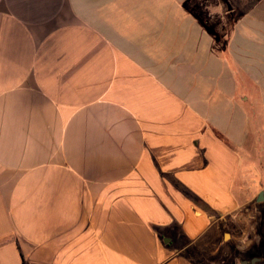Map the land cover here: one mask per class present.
Listing matches in <instances>:
<instances>
[{"label": "crops", "instance_id": "0c3cea01", "mask_svg": "<svg viewBox=\"0 0 264 264\" xmlns=\"http://www.w3.org/2000/svg\"><path fill=\"white\" fill-rule=\"evenodd\" d=\"M263 174L259 0H0V264H195Z\"/></svg>", "mask_w": 264, "mask_h": 264}, {"label": "rangeland", "instance_id": "374dc122", "mask_svg": "<svg viewBox=\"0 0 264 264\" xmlns=\"http://www.w3.org/2000/svg\"><path fill=\"white\" fill-rule=\"evenodd\" d=\"M264 7V0H259ZM256 174L254 177L256 178ZM264 176V174H263ZM263 189H257L253 200L228 219L227 226L202 238L201 251L187 249L195 264H238L252 256L262 257L264 264V200L258 197Z\"/></svg>", "mask_w": 264, "mask_h": 264}, {"label": "water", "instance_id": "95a60500", "mask_svg": "<svg viewBox=\"0 0 264 264\" xmlns=\"http://www.w3.org/2000/svg\"><path fill=\"white\" fill-rule=\"evenodd\" d=\"M258 200L261 201V200H264V191H261L260 194H259V197H258ZM259 259L257 257L253 258L252 259V262L251 263H248L247 260H243L242 261V264H255L256 261H258Z\"/></svg>", "mask_w": 264, "mask_h": 264}, {"label": "flooded vegetation", "instance_id": "af4514ba", "mask_svg": "<svg viewBox=\"0 0 264 264\" xmlns=\"http://www.w3.org/2000/svg\"><path fill=\"white\" fill-rule=\"evenodd\" d=\"M255 257H257L259 259L258 261H256L255 264H259L262 261V257H260V256H252V257H250L248 259H245V260H247L248 263H251L252 259L255 258ZM242 261L243 260H241L238 264H242Z\"/></svg>", "mask_w": 264, "mask_h": 264}, {"label": "trees", "instance_id": "16d2710c", "mask_svg": "<svg viewBox=\"0 0 264 264\" xmlns=\"http://www.w3.org/2000/svg\"><path fill=\"white\" fill-rule=\"evenodd\" d=\"M25 264H27V263L25 262Z\"/></svg>", "mask_w": 264, "mask_h": 264}]
</instances>
